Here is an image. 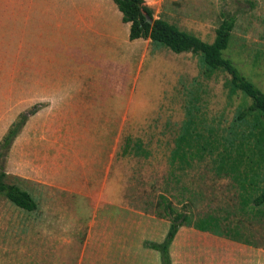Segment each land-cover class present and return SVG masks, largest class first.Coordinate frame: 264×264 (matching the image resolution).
Instances as JSON below:
<instances>
[{
	"label": "rangeland",
	"instance_id": "1",
	"mask_svg": "<svg viewBox=\"0 0 264 264\" xmlns=\"http://www.w3.org/2000/svg\"><path fill=\"white\" fill-rule=\"evenodd\" d=\"M52 7L58 10L59 1ZM224 10L237 21L223 54L264 91V0H162L153 9L154 15L208 42L215 39ZM62 20L70 18L53 16V26ZM118 24L125 30L122 19ZM160 46L147 44L132 61L136 68L129 83L131 95L95 105L94 114H109L114 127L25 125L6 159L5 181L28 190L38 208L24 210L0 193V264H111L113 258L115 264H161L160 253L146 242H161L168 232L165 203L191 220L180 227L171 246L173 264H264V205L245 201L242 178L247 164L238 163L241 156L233 152L224 166L221 155L223 144L234 135L237 111L247 109L252 99L241 91L230 95L226 83L231 76L221 70L207 75L198 55ZM81 65L73 60L64 71L75 74ZM55 71L52 64L36 65L37 95L27 97L26 82L25 87L21 84V113L54 99L47 76ZM188 110L198 131L223 143L212 154L196 156L190 165H172L171 152ZM137 140L150 152L148 157L123 153L127 142ZM89 157L97 168L108 160L110 175L106 169L104 191L94 200L99 201V231L110 236V250L105 244L97 253L89 245L83 254L92 210L75 204L81 201L75 173ZM93 180L95 184L94 174ZM61 212L66 214L63 219ZM77 212L81 218L71 220L70 214ZM209 217L218 221L223 235L196 228ZM194 233L203 236H190Z\"/></svg>",
	"mask_w": 264,
	"mask_h": 264
},
{
	"label": "crops",
	"instance_id": "2",
	"mask_svg": "<svg viewBox=\"0 0 264 264\" xmlns=\"http://www.w3.org/2000/svg\"><path fill=\"white\" fill-rule=\"evenodd\" d=\"M53 1H59L58 10H53ZM145 2L157 9L162 0ZM53 16L70 20H62V24L53 26ZM119 19L123 21V13L114 0H0V141L21 113V84L25 87L26 82L27 97L37 95V64L57 66V71L46 75L52 82L48 93L54 99L43 103L27 126L34 125L38 129L114 127L109 114H94L97 112L95 105H105V100L110 97L131 95L129 83L136 68L132 61L140 58L147 44L158 47L150 39L131 40L130 23L122 30ZM73 60L82 64L81 69L75 74L65 73ZM66 81L75 83L65 84ZM105 161L97 168L89 157L82 171L75 173L77 176L74 174L78 184L75 192L81 197L75 204L92 210L83 254L89 245L97 253L105 244L110 250V236H102L99 231V201L94 200L104 191L101 180L106 169L108 177L110 175ZM93 174L97 176L95 184ZM65 215L61 212L62 219ZM70 215L74 216L71 220L82 216L79 212L76 216ZM69 231L67 236H71ZM190 236L203 235L194 233ZM111 264H115L114 258Z\"/></svg>",
	"mask_w": 264,
	"mask_h": 264
},
{
	"label": "trees",
	"instance_id": "3",
	"mask_svg": "<svg viewBox=\"0 0 264 264\" xmlns=\"http://www.w3.org/2000/svg\"><path fill=\"white\" fill-rule=\"evenodd\" d=\"M119 10L123 13V21L130 23L131 40L143 38L150 39L158 46L161 44L176 53L192 52L199 56V61L204 73L213 74L221 70L227 72L231 78L226 86L229 94L234 95L241 91L252 99V104L247 109H239L235 115L232 126L233 137L226 140L222 152L223 165L228 164V157L233 152L239 154L238 163L245 162L246 171L242 178L246 190V202H251L256 206L264 205V91L253 81L246 77L236 64L225 57L223 52L230 44L232 31L236 25V16L229 15L226 10L222 12V22L216 29V36L212 42H208L188 30L181 29L177 24L171 23L163 17H155L153 9L146 4L145 0H114ZM151 16L149 22L147 15ZM162 46V47H163ZM161 47V46H160ZM40 109L36 104L32 108L19 114L12 123L7 133L0 141V193L6 198L27 211H34L38 207L35 197L26 189L16 184L5 181L6 159L15 139L22 132L31 116ZM251 116L252 119L248 117ZM219 139L204 136L198 131L197 122L194 119L192 110L187 111V118L182 125L180 135H178L175 146L172 149L170 163L172 165H190L196 156H203L205 153H214L221 145ZM222 145V146H223ZM124 154L143 155L148 157L150 152L144 147L141 140L135 144L127 142ZM246 158V159H245ZM232 159V158H229ZM237 162L236 160L232 161ZM231 162V163H232ZM243 185V187H244ZM252 189H247V188ZM165 211L170 219L168 232L161 242L147 241V247L160 253L161 264H173L171 256V246L184 224L191 222L189 216L177 212L168 203L164 204ZM196 228L200 231H210L216 235H223L218 221L213 218H205L199 221Z\"/></svg>",
	"mask_w": 264,
	"mask_h": 264
},
{
	"label": "water",
	"instance_id": "4",
	"mask_svg": "<svg viewBox=\"0 0 264 264\" xmlns=\"http://www.w3.org/2000/svg\"><path fill=\"white\" fill-rule=\"evenodd\" d=\"M147 15V19H148V21L149 22H152V18H151V16H149L148 14H146Z\"/></svg>",
	"mask_w": 264,
	"mask_h": 264
}]
</instances>
